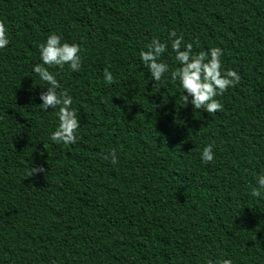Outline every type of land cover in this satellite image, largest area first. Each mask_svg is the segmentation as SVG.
<instances>
[{
	"label": "trees",
	"instance_id": "trees-1",
	"mask_svg": "<svg viewBox=\"0 0 264 264\" xmlns=\"http://www.w3.org/2000/svg\"><path fill=\"white\" fill-rule=\"evenodd\" d=\"M0 20V264H264V192L251 196L264 173V0H0ZM172 30L238 70L222 111L182 106ZM53 33L82 49L80 71L49 68L77 111L76 144L50 139L58 109L39 106L48 85L33 68ZM154 38L168 45L163 84L140 59Z\"/></svg>",
	"mask_w": 264,
	"mask_h": 264
},
{
	"label": "clouds",
	"instance_id": "clouds-1",
	"mask_svg": "<svg viewBox=\"0 0 264 264\" xmlns=\"http://www.w3.org/2000/svg\"><path fill=\"white\" fill-rule=\"evenodd\" d=\"M172 50L179 67L170 72V79L179 82L183 89L182 106L189 103L195 109H204L207 113L215 114L222 111L224 105L216 99L222 96L230 87H234L241 81L238 70L223 67L222 57L224 51L220 47H211L207 51L193 52V43L184 44V37L177 36L175 30L169 32ZM62 38L57 34H50L46 43L40 45L41 64H36L33 71L40 79L47 83L46 91L41 92L40 108L47 111L49 108L58 109V128L52 132L50 139L53 142L64 144H76L78 141L77 130L80 120L77 111L72 107V97L66 89H62L56 76L49 68H63L68 65L72 71H80L82 67L81 46L79 43L61 42ZM10 43L7 28L4 21L0 20V49L6 48ZM198 46V42H197ZM168 45L158 38L151 40L146 45L147 50H141L140 59L149 69L155 82L163 84L165 74L169 73V65L161 59ZM104 82L108 85L115 83L113 74L105 69ZM182 123V122H181ZM111 163L118 162L115 150L105 155ZM215 158L213 144L205 146L201 152L202 163H211ZM45 172L43 166L32 167L29 176ZM264 192V173L257 177V186L251 190V196L259 198ZM206 264H233L231 259L213 261L209 259Z\"/></svg>",
	"mask_w": 264,
	"mask_h": 264
}]
</instances>
